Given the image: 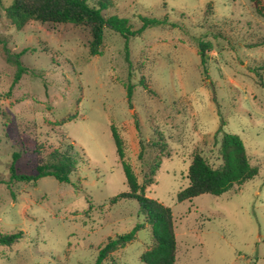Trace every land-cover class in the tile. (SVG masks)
Here are the masks:
<instances>
[{
	"label": "rangeland",
	"instance_id": "obj_1",
	"mask_svg": "<svg viewBox=\"0 0 264 264\" xmlns=\"http://www.w3.org/2000/svg\"><path fill=\"white\" fill-rule=\"evenodd\" d=\"M114 1L105 14L136 28L139 16L167 20L129 40L131 70L126 40L110 28L102 55L92 56L83 27L30 22L19 31L0 11V35L14 53L25 51L28 69L15 84L17 69L0 46V234L23 232L18 243L0 246V264H96L110 239L143 223L136 201L114 202L129 189L112 125L136 172L147 170L137 159L135 118L146 144L158 134L167 144L147 196L173 211L176 264H264V87L252 72L264 63V0L261 13L252 0ZM199 39L213 44L207 73ZM224 132L241 138L259 175L221 196L179 203L195 153L222 165ZM71 145L78 162L70 184L53 177L9 183L15 153L18 172L32 175L45 155ZM157 153L148 149L146 159ZM151 244L148 227L104 264H145L141 256Z\"/></svg>",
	"mask_w": 264,
	"mask_h": 264
},
{
	"label": "trees",
	"instance_id": "obj_2",
	"mask_svg": "<svg viewBox=\"0 0 264 264\" xmlns=\"http://www.w3.org/2000/svg\"><path fill=\"white\" fill-rule=\"evenodd\" d=\"M257 12L263 10L261 0H252ZM114 0H11L8 6H3L0 0V11L4 10L6 17L21 31L30 22L42 24H71L87 29L91 35L90 54L92 56L102 55L104 34L106 28H110L120 34L126 40V61L129 69H132V62L129 58L128 42L131 38L141 37L143 33L154 26L167 24V20H158L151 17L139 16L140 28L118 15L107 16L106 11L114 9ZM208 8L212 11L213 4L209 3ZM176 27V25H172ZM0 46L6 59L17 69L15 81L17 84L24 74L28 72L22 57L25 51L14 53L6 37L0 35ZM198 56L201 67L207 73L206 65L209 61V52L213 44L208 40L199 39L197 42ZM261 86L264 87V63L252 71ZM131 75V73L129 74ZM141 85L149 90L144 79ZM128 99L133 97V87L127 86ZM222 126L223 123H222ZM135 127L139 134V153L137 159L147 170L140 176L132 163L129 154V147L120 134L118 127L111 126L112 136L117 148L129 191L120 195L114 202L125 199L136 201L139 205L140 214L144 217L143 223L137 224L130 232L110 239L100 250L96 264H104L115 251L125 248L138 238V234L150 228L152 244L143 252L141 261L145 264H176L178 259L179 245L176 236L174 214L171 208L163 203L147 196V189L154 184L156 175L161 168L162 159L168 154L167 144L158 134L148 144L140 137V122L135 118ZM222 127L217 131L221 134ZM73 145L66 150L54 149L45 155L44 159L35 168L32 175L19 173L16 162L20 154L13 155V161L9 167L10 182H37L45 177H53L59 183L70 184L71 176L77 170V160L71 153ZM158 150L154 159H146L147 150ZM219 154L222 165L219 168L212 167L201 153H195L189 167L188 179L190 184L181 190L177 199L179 203L190 201L201 195L209 194L221 196L229 192L235 185H242L253 180L259 175V169L251 165L245 144L238 135L223 133L220 141ZM2 182H0L1 184ZM23 238V232L13 234H0V246H12Z\"/></svg>",
	"mask_w": 264,
	"mask_h": 264
}]
</instances>
